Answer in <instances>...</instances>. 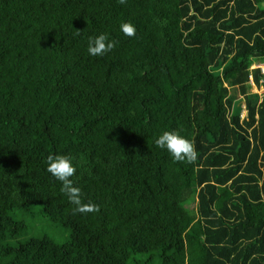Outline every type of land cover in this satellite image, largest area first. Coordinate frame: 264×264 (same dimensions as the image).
<instances>
[{
    "label": "trees",
    "instance_id": "1",
    "mask_svg": "<svg viewBox=\"0 0 264 264\" xmlns=\"http://www.w3.org/2000/svg\"><path fill=\"white\" fill-rule=\"evenodd\" d=\"M100 34L116 47L92 56ZM255 60L264 0H0V264H264ZM50 154L98 212L74 214Z\"/></svg>",
    "mask_w": 264,
    "mask_h": 264
},
{
    "label": "clouds",
    "instance_id": "2",
    "mask_svg": "<svg viewBox=\"0 0 264 264\" xmlns=\"http://www.w3.org/2000/svg\"><path fill=\"white\" fill-rule=\"evenodd\" d=\"M120 4H125L127 0H118ZM120 30L125 36L134 37L136 34L135 26L130 22L120 24ZM77 30L76 35H79ZM117 41L109 40L107 34H100L96 37L88 38L87 51L92 56H103L116 47ZM155 144L160 149L169 152L176 162L193 163L197 158L194 142L179 135L176 131H164L155 140ZM47 172L62 184L61 192L67 196L70 203L75 205L74 214H87L98 212L99 206L94 203L82 202V192L79 187L73 186L70 179L76 172L71 158L67 155H48L46 159Z\"/></svg>",
    "mask_w": 264,
    "mask_h": 264
},
{
    "label": "rangeland",
    "instance_id": "3",
    "mask_svg": "<svg viewBox=\"0 0 264 264\" xmlns=\"http://www.w3.org/2000/svg\"><path fill=\"white\" fill-rule=\"evenodd\" d=\"M255 63L263 64V61L259 62L258 60H255ZM249 91L250 92H256V91L261 92L262 88L261 87H256V85L251 83ZM243 115H244V110L241 113V116H243ZM189 204H190V202H189ZM195 206H196V203H194V207ZM47 233L50 236L56 237L57 240L65 239V237L68 235V232L64 231L62 228L54 227L53 225L48 226Z\"/></svg>",
    "mask_w": 264,
    "mask_h": 264
},
{
    "label": "built area",
    "instance_id": "4",
    "mask_svg": "<svg viewBox=\"0 0 264 264\" xmlns=\"http://www.w3.org/2000/svg\"><path fill=\"white\" fill-rule=\"evenodd\" d=\"M252 67H260V69L264 73V62H263V64L255 63V64L252 65ZM252 84H254V83L252 82Z\"/></svg>",
    "mask_w": 264,
    "mask_h": 264
}]
</instances>
